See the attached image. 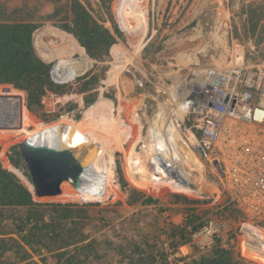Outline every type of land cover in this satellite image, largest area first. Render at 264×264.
<instances>
[{
	"label": "rangeland",
	"instance_id": "374dc122",
	"mask_svg": "<svg viewBox=\"0 0 264 264\" xmlns=\"http://www.w3.org/2000/svg\"><path fill=\"white\" fill-rule=\"evenodd\" d=\"M80 1L112 33L114 22L119 31V35L114 33V45L120 48L119 53H114L110 47L104 60L95 61L84 48V52L81 51V45L72 34L51 22L45 21L36 29L33 34L36 51L51 64V70L54 65L56 71L57 60L63 66L67 59L81 54L91 65L79 74L63 69L72 80H55L64 85L65 92H48L44 96L43 117L25 107L23 92L10 85H0V161L3 167L17 175L36 202H73L84 210L74 219L86 233L98 238L99 258L91 259L92 264H128L118 260L116 252L132 250L135 244L148 248L156 242L169 248L175 244L168 236L172 225L181 223L186 215L202 225L208 220L214 221L220 213L227 220L228 234L233 239L229 243L242 264H257L241 255V213L234 205L225 204L227 197L221 190L222 173L217 161L199 159L192 152L191 139L189 142L175 132L186 155L180 169L188 174V186L179 185L178 178L163 175L154 165L155 147L149 127L157 128L161 122V114L157 112L161 107V112L167 116L166 124L175 123L176 131L178 124L185 122L182 105L190 91L193 68H233L240 62L237 57L241 52L246 65L261 60L264 0H112L110 13L102 9L100 0ZM61 4L63 0H0V20L31 16L34 20L42 19V11L50 13ZM140 26L144 30L137 33ZM69 44L76 50L70 52L66 46ZM95 63L104 70L98 69L102 78L94 90L97 91L95 100L85 106L84 94L77 92L76 78ZM6 91H14L20 98L18 111L4 98ZM96 101L95 109L85 116L88 107ZM73 103L78 108L70 110ZM79 108L81 114L76 118L74 115ZM57 122L68 123L86 135L99 151L94 161L97 169L104 172L105 164L109 163L104 195L78 193L70 181H63L59 194L38 196L29 179L9 162L6 152L12 144L34 133L42 134L43 127ZM126 187L157 198L158 202L141 205L143 196L133 195L132 191L124 189ZM22 212L0 208V229L8 230L7 223ZM215 240L214 236L200 234L196 244L178 247L177 255L193 257L198 251L211 249ZM221 244L227 246L228 243ZM46 263L53 264V259L46 257Z\"/></svg>",
	"mask_w": 264,
	"mask_h": 264
},
{
	"label": "trees",
	"instance_id": "16d2710c",
	"mask_svg": "<svg viewBox=\"0 0 264 264\" xmlns=\"http://www.w3.org/2000/svg\"><path fill=\"white\" fill-rule=\"evenodd\" d=\"M112 0H100L106 13H110ZM42 19L30 18L0 20V85H10L25 95V107L39 116H44L43 98L48 92L63 93L64 85L55 80L70 81L67 76L56 73L54 65L52 78L51 64L36 51L33 34L45 21L70 33L85 49L87 55L95 61H102L109 55V49L116 42L114 35H119L114 22V33L95 19L80 0H63V4L55 6L50 13L42 11ZM59 20L58 22H56ZM60 65V66H59ZM61 67V61L55 68L68 74ZM99 66L95 63L84 75L76 78L78 93H83L84 105H90L97 94L94 91L102 78L98 75ZM101 72L104 69H99ZM69 75V74H68ZM95 95V96H94ZM4 98L17 110L20 98L14 91H6ZM97 101L85 112V116L96 107ZM105 105L102 100V106ZM78 105L71 104V109ZM18 111V110H17ZM81 109H77L75 117L79 118ZM17 120V119H15ZM6 155L9 162L29 179L18 143L12 144ZM20 176V175H19ZM21 177V176H20ZM123 184H125L123 182ZM124 186V185H123ZM133 195L143 196L141 205L158 202L157 198L145 196L142 192L131 188ZM145 196V197H144ZM178 196V195H176ZM0 208L23 211L9 221L8 230L0 229V264H47L46 257L53 259V264H92L91 259H98V238L86 233L75 221L84 210L73 202H36L29 188L21 182L17 175L3 167L0 161ZM186 215L179 224L172 225L168 234L171 241L169 248L153 242L148 248L135 244L132 250L119 249L118 260L128 264H242L229 241L227 246L216 238L211 249L206 251L192 250L190 255H177L178 247L188 244L191 232L199 229L201 224ZM115 249V247H113ZM122 255V257H119Z\"/></svg>",
	"mask_w": 264,
	"mask_h": 264
},
{
	"label": "built area",
	"instance_id": "2783aa9c",
	"mask_svg": "<svg viewBox=\"0 0 264 264\" xmlns=\"http://www.w3.org/2000/svg\"><path fill=\"white\" fill-rule=\"evenodd\" d=\"M259 54L261 60L251 65L244 64L241 52L233 68H193L182 105L185 122L177 132L191 139L202 158L217 161L225 204L241 213V255L264 264V40ZM200 234L233 240L221 213L191 232L189 244H196Z\"/></svg>",
	"mask_w": 264,
	"mask_h": 264
},
{
	"label": "water",
	"instance_id": "95a60500",
	"mask_svg": "<svg viewBox=\"0 0 264 264\" xmlns=\"http://www.w3.org/2000/svg\"><path fill=\"white\" fill-rule=\"evenodd\" d=\"M52 78L55 80L50 71ZM20 153L38 196H53L61 192L63 181H70L78 193H91V179L104 182V174L94 168L96 154L87 152L68 142L64 131L48 133L36 139H24L18 143ZM194 154L201 159L204 153Z\"/></svg>",
	"mask_w": 264,
	"mask_h": 264
},
{
	"label": "bare ground",
	"instance_id": "6f19581e",
	"mask_svg": "<svg viewBox=\"0 0 264 264\" xmlns=\"http://www.w3.org/2000/svg\"><path fill=\"white\" fill-rule=\"evenodd\" d=\"M141 10H142L143 16L145 17V9L143 8ZM141 30H144V27L141 28V26H140L136 30V32L137 33L143 32ZM47 31H48V33H50L49 32L50 30H47ZM57 35L59 36L60 33H57ZM66 46H68L70 52H73L76 50L73 47V45H71V44L66 45ZM80 49L82 52H84V49L82 46L80 47ZM118 49H120V48H118L115 45L112 46V51L114 53L118 52ZM120 53H121V51H120ZM117 56H118V54H117ZM237 58L239 59L238 61L241 62V57L239 56ZM90 65H91V61L89 59H87L86 57H84L83 54H81L80 56H78L76 58L67 59V61L61 67H62V69H65L66 71H68L70 74H79V73L85 71L86 69H88L90 67ZM56 73L59 75H62V76L68 75L66 73L59 72L57 69H56ZM161 108L157 111L158 114L163 115L162 117H161V115H159V120H161V122L157 124V128L154 126L149 127V130H151V136H152L151 139L153 140L152 143H153V146L155 147V149H154L155 152L152 154V160L154 162V165L158 168V171H160V173H162L163 175H170L172 177L178 178L179 179V185H183V186L187 187L188 186V174L185 171H183L182 169H180V166L185 163L186 155L185 156L183 155L184 150L182 152V149L180 148V146L178 144V140L176 139L175 132H177V131L175 128L176 125H174L175 123H172V122L168 123L167 122V124H166V117L167 116L164 115L163 112H161ZM257 113L261 114L262 112H257ZM60 130L64 131V135L66 136V139L68 142H73L74 145L81 148L83 155H86L87 152H93L94 154H96V158L98 157L99 151L96 149L95 146L93 147V145H91L89 143L88 139H86V135L84 133H80L74 127H72L70 124L65 123V122H57L53 125L51 124V125H48L46 127H43L40 130V132L42 134L34 133V134L28 136L27 138L36 139V138H39V136L41 137V136H44L45 134L52 133V132L56 133ZM161 137H162V140L160 141L159 138H161ZM105 159H106V156H105ZM108 164L109 163L107 162L105 165L108 167ZM107 167L105 168L104 172L100 171L99 169L96 168L95 162H94L95 170L99 173L104 174V182H103V184L102 183H96L94 181V178L91 179L92 180L91 184H90L91 188H92L91 193H85V194L91 195V196H102V195H104V192L106 189V180H107V177H106L107 176ZM157 168H155V169H157Z\"/></svg>",
	"mask_w": 264,
	"mask_h": 264
},
{
	"label": "crops",
	"instance_id": "0c3cea01",
	"mask_svg": "<svg viewBox=\"0 0 264 264\" xmlns=\"http://www.w3.org/2000/svg\"><path fill=\"white\" fill-rule=\"evenodd\" d=\"M35 32V31H34ZM263 40H264V38H263Z\"/></svg>",
	"mask_w": 264,
	"mask_h": 264
}]
</instances>
